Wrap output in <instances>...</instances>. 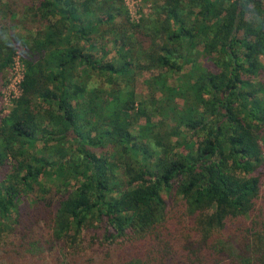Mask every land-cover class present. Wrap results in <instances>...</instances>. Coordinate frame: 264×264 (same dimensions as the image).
Listing matches in <instances>:
<instances>
[{"label": "trees", "instance_id": "16d2710c", "mask_svg": "<svg viewBox=\"0 0 264 264\" xmlns=\"http://www.w3.org/2000/svg\"><path fill=\"white\" fill-rule=\"evenodd\" d=\"M160 1H3L0 264H264V0Z\"/></svg>", "mask_w": 264, "mask_h": 264}, {"label": "rangeland", "instance_id": "374dc122", "mask_svg": "<svg viewBox=\"0 0 264 264\" xmlns=\"http://www.w3.org/2000/svg\"><path fill=\"white\" fill-rule=\"evenodd\" d=\"M4 0H0V20L2 23L9 22L10 18L6 15L5 11V5ZM154 1L156 0H122L123 5L125 9L128 11L129 15L132 19H138L140 17L147 18L149 15L152 14L154 9ZM158 2L162 3L160 0H157ZM9 18V19H8ZM238 17L236 18V21L238 22ZM246 21V18L243 19V21ZM244 21V22H245ZM15 23H18L17 21H14ZM236 22V23H237ZM243 22V23H244ZM242 26V25H241ZM244 27L242 26V29L237 33L238 36L242 35ZM18 32H20L22 35L26 33L23 29H16ZM15 30V31H16ZM262 49V47H261ZM19 55L16 56L14 59V63L12 66V77L11 80L9 79V83L7 86L2 90L3 94V104L5 107V111H9L12 108L13 101L16 99L20 94L19 86L17 85L22 72V63L20 62ZM261 62L264 63V57L260 56ZM164 71H149L147 69L142 70L138 73L136 76V79L134 81V90H135V97H136V104L139 107L140 115H139V123L144 124L145 127L148 125L149 116L148 113L150 112V101H151V93L149 91V87L147 86V79L151 77H155L158 81H165V76L163 74ZM170 75H168L169 77ZM172 79V78H170ZM158 93L156 94V96ZM184 102V98L182 94H180L178 91L176 93V99L175 104L177 107L182 106ZM140 104V105H139ZM171 135L170 138H175L174 134ZM258 178L259 183L264 186V175L259 172L256 176Z\"/></svg>", "mask_w": 264, "mask_h": 264}, {"label": "built area", "instance_id": "2783aa9c", "mask_svg": "<svg viewBox=\"0 0 264 264\" xmlns=\"http://www.w3.org/2000/svg\"><path fill=\"white\" fill-rule=\"evenodd\" d=\"M21 66H22V65H21ZM21 77H22V72H21ZM21 77H20V79H21ZM20 79H19V81H18V83H17L18 86H19Z\"/></svg>", "mask_w": 264, "mask_h": 264}, {"label": "water", "instance_id": "95a60500", "mask_svg": "<svg viewBox=\"0 0 264 264\" xmlns=\"http://www.w3.org/2000/svg\"><path fill=\"white\" fill-rule=\"evenodd\" d=\"M237 22V21H236ZM236 25V24H235Z\"/></svg>", "mask_w": 264, "mask_h": 264}]
</instances>
